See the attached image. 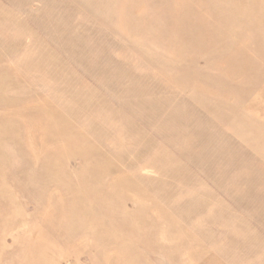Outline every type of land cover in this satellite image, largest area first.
<instances>
[{
    "label": "rangeland",
    "instance_id": "rangeland-1",
    "mask_svg": "<svg viewBox=\"0 0 264 264\" xmlns=\"http://www.w3.org/2000/svg\"><path fill=\"white\" fill-rule=\"evenodd\" d=\"M0 264H264V0H0Z\"/></svg>",
    "mask_w": 264,
    "mask_h": 264
}]
</instances>
